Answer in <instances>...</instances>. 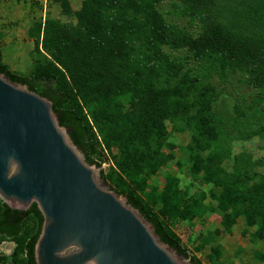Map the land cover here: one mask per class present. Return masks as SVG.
<instances>
[{
    "label": "trees",
    "instance_id": "trees-1",
    "mask_svg": "<svg viewBox=\"0 0 264 264\" xmlns=\"http://www.w3.org/2000/svg\"><path fill=\"white\" fill-rule=\"evenodd\" d=\"M56 1L65 13L72 11L68 0ZM161 1L83 0L74 13L75 25L47 19L31 29L35 51L42 58L34 57L30 75L12 72L1 50L0 73L52 102L59 124L85 161L101 169L110 188L125 197L178 255L204 264L173 228L203 216L205 193L189 196L171 174L162 192L146 193L148 179L174 158L163 152L165 121L179 117L194 123L207 139V150L217 139L208 116L218 92L205 81L212 72L243 74L257 90L256 102L264 103V0H172L199 21L197 34L167 23L158 9ZM165 48L188 50L196 73L184 70ZM90 104H95L91 119L85 113ZM107 154L115 165L108 172L102 169ZM217 161L213 155L203 159L196 153L190 158L191 174L203 172L204 180L222 188L210 196L218 202L225 231L242 218L247 226H257L254 237L264 241V176L250 183L225 174ZM42 223L36 204L20 211L0 199V244L16 245L10 257L0 256V264H36L34 247ZM220 258L221 247L216 245L207 260L217 264Z\"/></svg>",
    "mask_w": 264,
    "mask_h": 264
},
{
    "label": "water",
    "instance_id": "water-1",
    "mask_svg": "<svg viewBox=\"0 0 264 264\" xmlns=\"http://www.w3.org/2000/svg\"><path fill=\"white\" fill-rule=\"evenodd\" d=\"M0 199L42 214L36 264H193L85 161L52 102L1 73Z\"/></svg>",
    "mask_w": 264,
    "mask_h": 264
},
{
    "label": "rangeland",
    "instance_id": "rangeland-1",
    "mask_svg": "<svg viewBox=\"0 0 264 264\" xmlns=\"http://www.w3.org/2000/svg\"><path fill=\"white\" fill-rule=\"evenodd\" d=\"M0 2L7 5L9 2H13L12 8H10L11 13L14 12L12 18L7 19L8 23H3L5 26L2 29L23 27L24 25H20V23L26 22L29 36V39L26 40L30 41V46L27 45V48H29L31 63L30 60L29 63L20 64L17 62L16 65L25 71L16 73L30 75L33 71L34 57H41L35 51V38L30 35L31 29L39 22L45 23L47 19L57 20L66 25H75L77 20L74 13L80 9L83 0H71L72 11L69 14L64 12L61 4L56 0H21L22 15L19 12L16 13V0H0ZM158 9L170 25L194 34L199 32V21L181 12L172 0H162ZM19 16H22L23 20H19ZM165 51L173 60L184 65V70L196 71V61L188 50L165 48ZM42 52L46 58L50 57V52ZM208 65L205 64L207 68ZM205 81L213 85L218 92L217 100L208 116L217 128V139L211 141L207 150L205 144L207 139L199 135L194 123H188L186 119L179 117L173 121H165L167 136L163 152L172 154L174 158L165 168L148 179L146 193L150 191L162 192L169 174L180 179V188L189 196H199L201 193H205L204 204L207 208L205 217L201 220L194 219L191 223L178 222L173 228L182 242L183 238H188V242L187 240L186 242L190 249L186 247L185 243H183L184 246L190 253L198 252L204 264H209L207 257L210 254V246L217 244L221 247V258L217 264H264V261L260 259L264 256V241L257 242L255 241L257 239L253 237L257 226L249 227L240 221L232 231H225L222 225V214L217 208L218 202L210 196L211 192L218 195L222 188L214 186L208 179L204 180L203 172L198 176H193L190 163V158L196 153L200 154L203 159L213 155L218 160V168H221L225 174L239 175L250 183L264 176V103L256 102L257 90L249 85L245 76L239 72L226 71L224 74L217 71L212 72L211 77H207ZM120 101L127 103V100L123 98ZM94 108L95 104L85 105V113L90 119ZM196 138L197 140H195ZM169 144L172 145V148L169 147ZM200 146L206 149L200 150ZM107 155L109 160L102 165V169L106 172L115 166L114 161L110 158L111 155ZM241 220L243 221V219ZM210 231L212 234L217 233L216 242L211 236L210 244L205 245L203 244L204 239H198L197 235L203 234L205 238L206 234H211ZM221 243L225 246H222ZM15 246L13 241L1 243L0 256L10 257ZM257 251L262 252L263 255L257 256L256 254L255 256Z\"/></svg>",
    "mask_w": 264,
    "mask_h": 264
},
{
    "label": "crops",
    "instance_id": "crops-1",
    "mask_svg": "<svg viewBox=\"0 0 264 264\" xmlns=\"http://www.w3.org/2000/svg\"><path fill=\"white\" fill-rule=\"evenodd\" d=\"M69 1V4L72 8V2L71 0H68ZM13 2H9V5L5 4L4 2H0V50L2 52V56L4 58V61H5V64L8 65V67L10 68V70L14 73L16 72H21V71H25L24 69H21L18 67L17 62H20V64L22 63H29V60H30V63H31V57H30V53H29V48H27L29 45L30 46V41L26 40V39H29V36H28V28H26V22H21L20 25H24L23 27L21 26H17L16 28H6V29H2L3 26H5L3 23H8L9 20L7 19H11L12 16H13V13H11V8H12V5ZM11 7V8H10ZM21 7V0H16V13L19 12V14L22 12L20 11ZM22 15V13L20 14ZM4 16V18H3ZM2 17V18H1ZM6 18V19H5ZM23 20L22 16H19V20ZM205 214V213H204ZM203 214L202 217H197L196 220H201L202 218L205 217V215ZM242 218H238L235 222V224L232 226V228L230 229V231H232L235 227H237L238 223L241 221L242 224L245 223L244 219L243 221L241 220ZM246 225V223H245ZM217 230H215L216 232ZM211 234H206L205 235V238H204V235L203 234H198V239L201 238V239H204V243L205 245H208L210 244V239L211 236L214 237L213 240L215 239V242H216V234L219 233L217 231V233H213L210 231ZM255 233V232H254ZM254 233H253V237H254ZM201 235V236H200ZM182 238V236H180ZM254 239V238H253ZM188 242V238H183V243H185L186 247L188 249L189 248V245L187 244ZM257 242L260 241V239H257L255 240ZM202 244V243H201ZM202 244V246H203ZM222 246L224 245L223 243H221ZM219 245V244H217ZM216 246V245H214ZM212 246V247H214ZM225 246V245H224ZM210 246V248H212ZM198 248V247H197ZM201 252V250H199ZM193 255L197 256L199 259H200V256H199V253L197 252H193L192 253ZM262 254V252L260 251H257L254 255L256 256ZM261 260L264 261V256L260 258Z\"/></svg>",
    "mask_w": 264,
    "mask_h": 264
}]
</instances>
